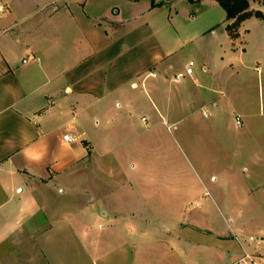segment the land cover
<instances>
[{
    "label": "crops",
    "instance_id": "0c3cea01",
    "mask_svg": "<svg viewBox=\"0 0 264 264\" xmlns=\"http://www.w3.org/2000/svg\"><path fill=\"white\" fill-rule=\"evenodd\" d=\"M220 7L0 0V264H264V226L207 223L264 216V19Z\"/></svg>",
    "mask_w": 264,
    "mask_h": 264
},
{
    "label": "rangeland",
    "instance_id": "374dc122",
    "mask_svg": "<svg viewBox=\"0 0 264 264\" xmlns=\"http://www.w3.org/2000/svg\"><path fill=\"white\" fill-rule=\"evenodd\" d=\"M249 1V5L250 8L252 10H261L264 16V0H248ZM209 17L213 18L214 20H218L221 16H222V11H221V7L220 9L216 10L215 13H212L211 15H208ZM264 19V18H263ZM231 21H228V23ZM254 30L251 31L252 35L251 37L248 39V45H249V65H253V63L255 61H259L264 65V30H259L258 28H253ZM237 36L238 35V28H237ZM256 65V64H255ZM254 66V65H253ZM256 71H254V75L251 78V82L255 84V86L253 87L254 89H250L249 93L254 96V100H257V92H258V87H257V80H258V75H256L255 73ZM260 76V75H259ZM247 83V82H246ZM248 84V83H247ZM250 86H253L252 84H250ZM195 131V130H194ZM221 134V133H220ZM224 135L220 136V142L216 143V145L219 147H221V145L225 146L226 148L230 149V145H225L226 142L223 141L221 143V140L224 138L225 139H229V137L231 138V136L225 132ZM192 138V154L193 156H197L200 155V148L204 149V144L200 145V140H199V132H192L191 135H189V139ZM203 146V147H202ZM207 148H214L215 147V143H207L206 144ZM194 150V151H193ZM201 154L204 156V158H206L207 163H212L213 160V155L215 154L213 150L211 151H202ZM221 158L219 160V162L217 163H212L213 168L215 169L216 173L219 174V176H231V174L229 173V170L224 169L223 167L225 166V163H230V157H231V152L230 150L227 152H222L221 153ZM217 165V166H216ZM215 166V167H214ZM228 173V174H227ZM225 180V179H224ZM229 188L228 187H224L223 191L222 189H219L220 193L218 194L219 196L222 194L223 197L228 196L229 195ZM225 203V202H224ZM230 203V202H229ZM234 221L237 220L239 223H245V224H249V225H253L259 228H262V226H264V216H257V217H253V218H248V217H237V218H229V217H216L215 215H212L210 217L207 218V223L211 224V225H219L220 222H222L225 230L228 229L227 227H230V225H233V222L230 221ZM252 226V227H253ZM226 242L228 244H233L232 243V239H225ZM232 240V241H231Z\"/></svg>",
    "mask_w": 264,
    "mask_h": 264
},
{
    "label": "trees",
    "instance_id": "16d2710c",
    "mask_svg": "<svg viewBox=\"0 0 264 264\" xmlns=\"http://www.w3.org/2000/svg\"><path fill=\"white\" fill-rule=\"evenodd\" d=\"M193 1V0H189ZM225 11L226 20L231 21L225 28L231 37L237 36L240 23L250 17L263 19L261 10H252L248 0H215Z\"/></svg>",
    "mask_w": 264,
    "mask_h": 264
},
{
    "label": "built area",
    "instance_id": "2783aa9c",
    "mask_svg": "<svg viewBox=\"0 0 264 264\" xmlns=\"http://www.w3.org/2000/svg\"><path fill=\"white\" fill-rule=\"evenodd\" d=\"M192 66H193V61H189L188 67L185 69V72L176 74L174 79L178 80V79L184 77L185 75H189L192 72ZM235 121L238 125L241 124V120L238 116L235 117ZM74 139L75 138L72 137L70 134H63L62 135V140L65 142L69 143V142L74 141ZM234 264H255V262L253 261V259H250L247 256H244V257L240 258L239 260H237Z\"/></svg>",
    "mask_w": 264,
    "mask_h": 264
}]
</instances>
